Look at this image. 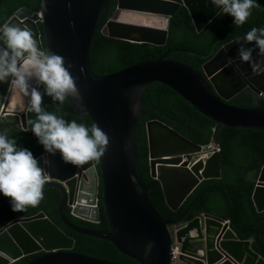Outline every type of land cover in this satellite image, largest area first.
<instances>
[{"label":"water","instance_id":"95a60500","mask_svg":"<svg viewBox=\"0 0 264 264\" xmlns=\"http://www.w3.org/2000/svg\"><path fill=\"white\" fill-rule=\"evenodd\" d=\"M231 1L43 0L38 12L23 7L0 28V62L5 56L16 62L8 92L0 94V117H17L22 129L29 128L28 112L49 60L61 92L95 131L98 158L97 169L87 135L76 126L27 166L0 156V197L2 178L27 186L2 200L0 264L37 253L24 264H173L174 239L180 243L177 264H264L252 241L239 238L221 216L200 213L185 221L179 218L181 213L175 220L164 219L148 194L135 140L138 120L153 112L141 107L144 91L153 83L170 87L219 125L264 131V107L257 106L264 100V43L234 40L218 51L214 47L207 56L168 49L155 59L103 75L94 72L90 58L101 19L111 9L100 29L104 37L161 47L180 6L188 9L201 33ZM148 18L159 25L146 23ZM175 52L208 58L202 67L205 78L188 65L167 59ZM242 92L254 98L256 107L229 103ZM145 130L150 172L160 181L171 209L177 210L204 180L222 176L220 151L211 142L197 143L161 120H147ZM48 187L59 191L58 214L70 229L112 242L136 263L75 251V238L43 210L19 214L2 226L11 204ZM99 201L108 229H87L68 219L70 208L72 215L98 223ZM253 201L259 212L264 211V165Z\"/></svg>","mask_w":264,"mask_h":264},{"label":"trees","instance_id":"16d2710c","mask_svg":"<svg viewBox=\"0 0 264 264\" xmlns=\"http://www.w3.org/2000/svg\"><path fill=\"white\" fill-rule=\"evenodd\" d=\"M114 2L111 0V4ZM42 3L43 0H0V28L17 10L26 7L30 13L38 12ZM111 13L112 9L102 17L91 49V64L96 74L113 73L155 59L168 49L189 50L207 56L214 47L218 51L234 40H260L264 43V0H232L201 33L196 31L188 9L180 6L170 19L167 41L161 47L104 37L100 29ZM167 59L184 63L205 78L202 67L208 58L175 52L169 53ZM15 66L16 62L10 56H5L0 62L2 95L8 92ZM229 103L244 108L256 107L254 98L246 92L240 93ZM257 106L263 108L264 100H260ZM141 107L153 112L139 119L135 128L136 145L141 155L140 171L150 199L160 215L170 221L181 213L179 218L183 217L185 221L200 213L230 219L238 237L251 240L253 249L264 257V211L259 212L253 201V191L264 165V131L219 125L201 115L173 89L161 83H153L145 89ZM16 118L0 117V156L3 159L27 166L53 148L69 127L76 126L87 134L98 169L95 131L77 116L61 92L51 61L46 62L41 89L28 112L29 128L22 129ZM147 120H161L197 143L214 142L221 147L222 176L204 180L177 210L167 205L160 181L151 175L145 130ZM26 189L27 186L22 183L2 178L0 209L2 200ZM59 197L57 189L48 187L14 202L8 207L2 226L19 214L30 216L43 210L68 235L75 238V251L110 261L136 263L133 258L121 253L112 242L70 229L58 214ZM99 206L101 219L98 223L72 215L70 208H67L66 215L80 227L105 230L108 224L100 201ZM37 255L39 253L23 257L12 264H24Z\"/></svg>","mask_w":264,"mask_h":264},{"label":"built area","instance_id":"2783aa9c","mask_svg":"<svg viewBox=\"0 0 264 264\" xmlns=\"http://www.w3.org/2000/svg\"><path fill=\"white\" fill-rule=\"evenodd\" d=\"M217 149L219 150L220 148L217 147ZM226 222H229V221L227 220ZM179 254H180V243L176 239H174V242L172 245V263L173 264H177Z\"/></svg>","mask_w":264,"mask_h":264},{"label":"bare ground","instance_id":"6f19581e","mask_svg":"<svg viewBox=\"0 0 264 264\" xmlns=\"http://www.w3.org/2000/svg\"><path fill=\"white\" fill-rule=\"evenodd\" d=\"M131 18H135V19H138V17H136V16H132ZM145 22L146 23H150V24H155V25H159V23H156L155 21H153L152 19H145Z\"/></svg>","mask_w":264,"mask_h":264},{"label":"clouds","instance_id":"9594fccd","mask_svg":"<svg viewBox=\"0 0 264 264\" xmlns=\"http://www.w3.org/2000/svg\"><path fill=\"white\" fill-rule=\"evenodd\" d=\"M82 132H83V131H82ZM83 133H85V132H83ZM85 134H86V133H85ZM86 135H87V134H86ZM211 143L213 144V146H214V147H216V146H217V147H219V148H220L219 150L217 149L218 151H220V150H221V147H220V145H219V144H216V143H214V142H211ZM217 147H216V148H217ZM224 219H225V218H224ZM227 220L229 221V222H228V223H229V226H231V224H230V219H225V221H227ZM231 227H232V226H231ZM173 242H174V241H173Z\"/></svg>","mask_w":264,"mask_h":264},{"label":"rangeland","instance_id":"374dc122","mask_svg":"<svg viewBox=\"0 0 264 264\" xmlns=\"http://www.w3.org/2000/svg\"><path fill=\"white\" fill-rule=\"evenodd\" d=\"M16 121H19L17 118H16ZM20 123V122H19Z\"/></svg>","mask_w":264,"mask_h":264}]
</instances>
